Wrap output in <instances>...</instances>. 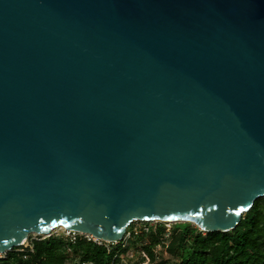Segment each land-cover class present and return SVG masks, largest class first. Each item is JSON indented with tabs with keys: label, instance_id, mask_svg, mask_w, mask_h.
<instances>
[{
	"label": "water",
	"instance_id": "1",
	"mask_svg": "<svg viewBox=\"0 0 264 264\" xmlns=\"http://www.w3.org/2000/svg\"><path fill=\"white\" fill-rule=\"evenodd\" d=\"M262 197L264 0H0V253Z\"/></svg>",
	"mask_w": 264,
	"mask_h": 264
},
{
	"label": "trees",
	"instance_id": "2",
	"mask_svg": "<svg viewBox=\"0 0 264 264\" xmlns=\"http://www.w3.org/2000/svg\"><path fill=\"white\" fill-rule=\"evenodd\" d=\"M175 229L172 251L180 258L164 264H264V198L256 200L232 231L206 232L189 222L175 224ZM78 255L96 260L104 252L92 244L53 237L36 241L29 259L11 251L2 264H67Z\"/></svg>",
	"mask_w": 264,
	"mask_h": 264
},
{
	"label": "built area",
	"instance_id": "3",
	"mask_svg": "<svg viewBox=\"0 0 264 264\" xmlns=\"http://www.w3.org/2000/svg\"><path fill=\"white\" fill-rule=\"evenodd\" d=\"M175 224L161 220H136L127 227L124 237L117 241L59 226L50 233L31 234L13 251L29 259L35 253L36 241L60 237L74 245L78 242L92 244L104 252L103 259L89 260L78 255L67 264H164L170 259L180 258L172 251V242L178 234ZM8 254L0 253V264L8 258Z\"/></svg>",
	"mask_w": 264,
	"mask_h": 264
},
{
	"label": "rangeland",
	"instance_id": "4",
	"mask_svg": "<svg viewBox=\"0 0 264 264\" xmlns=\"http://www.w3.org/2000/svg\"><path fill=\"white\" fill-rule=\"evenodd\" d=\"M262 198H264V197H262ZM177 224H184V222H181V223H177ZM192 224H194V223H192ZM194 225H196V224H194ZM197 226V225H196Z\"/></svg>",
	"mask_w": 264,
	"mask_h": 264
}]
</instances>
